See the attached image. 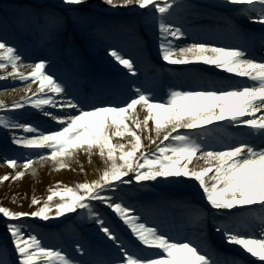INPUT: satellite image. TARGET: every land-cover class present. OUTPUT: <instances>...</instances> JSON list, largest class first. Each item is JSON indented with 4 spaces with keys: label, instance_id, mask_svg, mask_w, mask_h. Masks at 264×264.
<instances>
[{
    "label": "snow or ice",
    "instance_id": "1",
    "mask_svg": "<svg viewBox=\"0 0 264 264\" xmlns=\"http://www.w3.org/2000/svg\"><path fill=\"white\" fill-rule=\"evenodd\" d=\"M103 4L124 9L140 17L145 29H155L158 53L167 64L213 66L229 78L182 71L177 74L181 82L170 85L161 98L140 79L139 56L107 44L106 55L131 79L91 80L92 90L84 93L55 71L51 59L24 63L29 58L19 45L0 34V70L5 73L0 80L27 85L19 100L10 105L0 100V111L5 113L0 115V129L27 153L5 157L15 173L0 179H20L29 170L35 174L38 165L70 168L81 152L98 154L105 164L98 179L53 189L43 204L33 197L35 210L0 206L12 245L10 249L7 242H0V264H221L204 246L209 228L227 244L264 262V211H253L264 210V0H224L223 5L208 6L231 9L222 19L240 43L191 37L189 27L175 19L183 7L180 0H103ZM12 7L0 4L5 12ZM27 10L36 27L52 39L65 31L70 20L97 35L105 32L104 24L90 15L88 0H60L56 6L33 3ZM237 21L258 24L260 31H245ZM189 37L194 42L181 46ZM237 78L244 83L233 82ZM33 84L38 87L33 89ZM28 109L54 122L55 129L21 122ZM148 182H155L152 187L194 184L201 190L207 208L188 207L185 216L199 237L175 234L162 218L150 219L157 209L128 201L125 188L143 190ZM56 197L61 202L55 203ZM70 213L90 222L118 255L97 256L89 262L62 246L42 242L33 222L67 218ZM113 218L132 239H125ZM73 243L78 253L88 254L78 237ZM147 250L157 251L149 256Z\"/></svg>",
    "mask_w": 264,
    "mask_h": 264
},
{
    "label": "rangeland",
    "instance_id": "2",
    "mask_svg": "<svg viewBox=\"0 0 264 264\" xmlns=\"http://www.w3.org/2000/svg\"><path fill=\"white\" fill-rule=\"evenodd\" d=\"M28 1L46 3L51 6L53 5L49 1L55 2L58 5L60 4L57 0H0V4L8 3L15 5V7L10 8L7 12L0 10V34L7 37V39L14 44L19 45L20 50L26 49L29 50V52L41 53L43 52L44 47H47L46 53L50 55L49 59L54 62L55 71L59 75H62L66 80H73V82H75L77 81L76 78H89L91 77V74L94 73L103 75V78L113 76L117 64L116 62L109 60V58L105 55L106 46L107 44L122 45L123 43H132L133 46H136V42H139V39L136 40L135 37L133 39H128L119 31L121 29H127L128 26L133 31L140 29L139 36H145L147 40V47L145 46L144 48L145 50L148 49V57L149 59L151 58V60L141 61L142 65L152 68L154 64H152V62L153 59H155L153 53L154 45L150 44L152 41L150 34L146 35L144 30L151 34L152 32L155 34L156 30L145 29L140 21V17H134L131 13L125 11L117 15L110 9H107L106 5L103 4V0H98L95 3L90 1L88 3L90 6V15L104 24V34L97 35L91 32L90 29H83L70 20L65 31L56 39H52L36 27L31 13L24 6V4ZM180 2L183 4V7L177 10L179 15L175 18L182 21V14L185 8L189 4L195 3H190L191 0H180ZM131 21L136 22L134 27L131 25ZM31 22L34 24L33 29L26 28L23 35L20 36L17 34L12 35V29L16 32V30L19 29V25H30ZM8 24L11 25L9 28ZM36 40H39L41 43L37 44L35 42ZM98 46H102V48H104L101 53L97 50V48H99ZM84 49L88 52L86 58L83 56ZM135 54L139 53L135 52ZM91 57L104 65L101 67L110 69V74H106L99 70L98 68L100 66L93 67L87 61L90 60ZM156 62L157 60L155 59V63ZM172 73L173 71L170 74ZM4 75V71L0 70V76ZM22 84L23 83L18 81L16 83H12L7 79L0 80V91H3L5 94L12 95L14 89L22 86ZM30 112V120H23L21 122L34 121L40 125L42 123H53L50 122L48 118L47 120L41 119L38 115H36V112ZM0 115L4 114L0 112ZM122 143L127 144V141ZM25 154L26 152H23V155ZM14 156H19V152L16 147L13 144H7L0 141V178L6 174L14 175L15 169L8 166L4 160L5 157L12 158ZM104 167V161L98 154H93L92 157H87L81 154L72 161L70 168L60 169L58 166L53 167L51 164L44 165L43 168H46L47 171L44 179L38 172L33 174L30 170L26 171L24 177L20 179H10L9 181H3L0 179V206H6L17 211L35 210L36 206L31 205L33 197L41 199V204H43L44 200L47 199V196L51 194V190H58L65 185L75 187L78 183L98 179L102 174ZM57 182L62 183L58 185ZM154 183L155 182H148V187L143 190H136L135 188L130 187L125 188V192L127 193L126 198L130 203L147 205L158 210L153 217H150V219L156 218V215L161 213H164L167 218H170L171 214H174L179 221L181 220V222L186 223L185 216L187 214L186 209L188 207L207 208V204L204 199L200 198L193 191L187 192L182 190L184 187H182L181 184L156 185L155 187H152ZM187 188H190V186H185V190H187ZM191 188H193L195 192L197 191V187L195 185ZM54 202H61L60 198H54ZM169 204L177 206L178 208L183 207L184 210L177 214L175 210H169ZM54 211L55 209H53V212ZM113 219L118 225V230L124 235L125 239H132L129 230L118 219ZM33 226L43 235L44 240L42 242H46L48 245L62 246L68 253H73L72 255L75 253V256H78L83 260L91 262L97 256L110 257L118 255V251L104 241L103 237L90 222L80 221L75 214L70 213L67 214V218L60 217L47 222L36 221L33 222ZM49 233L54 235L49 237V235H47ZM62 233H66V235H62ZM189 234L193 235L192 232H189ZM77 237L87 249V255H82L76 251L73 240ZM0 242H7L8 247L11 249L12 245L10 241L7 240L4 229V219L2 217H0ZM149 252L150 251L147 250L145 254L147 255Z\"/></svg>",
    "mask_w": 264,
    "mask_h": 264
},
{
    "label": "bare ground",
    "instance_id": "3",
    "mask_svg": "<svg viewBox=\"0 0 264 264\" xmlns=\"http://www.w3.org/2000/svg\"><path fill=\"white\" fill-rule=\"evenodd\" d=\"M60 2V0H57ZM92 2V3H95L97 2L98 0H88V3L89 2ZM195 2H198V3H204V4H207L208 6L209 5H223L224 4V0H194ZM50 3H52L53 6H56L58 5L57 3L55 2H52V1H49ZM47 2V3H49ZM107 9H110L108 6H106ZM211 9H214V10H217V11H221L223 14H228L229 13L231 14V9L229 8H225V7H215V8H211ZM112 12H116V13H121V12H128L124 9H120V10H112L110 9ZM184 16H185V20L187 19L188 22L192 23L194 21L196 22H199V21H203L204 18L206 17H212V15H210V13L208 11H202V10H197V9H194V7L191 9V8H188L187 11L184 12ZM241 23L243 24H249L247 23V21H241ZM250 25V24H249ZM191 27H189V31L190 33L192 34V30L190 29ZM193 31H194V27H193ZM154 36V45H155V54H156V58L158 59V62L161 64V65H164L168 68H172L173 70L175 71H178V72H182V71H192V72H198V73H201V74H206V75H210L212 77L214 76H217L218 79H228L229 78V75L230 74H227V73H224L223 71H220V69H215L213 66H208V65H202V66H199L197 68H192L191 66H185V65H170V64H167L166 62H164L161 58H160V55L158 53V48H157V39H156V35H153ZM207 38L208 36L206 34H200L197 36V38L199 39H204V38ZM189 40L186 39L184 41L181 42V46H183V44H190L192 42H194L192 39ZM206 40H210V38H207ZM143 41V40H141ZM26 57H28L29 59H26L24 61V63H30V62H34L35 61V58H42V57H47L45 53H35V52H27L26 50H21ZM102 51V49L100 50V52ZM105 55H106V52H105ZM138 55V54H137ZM136 55V56H137ZM107 56V55H106ZM140 56V59H148V55L146 54H139ZM108 57V56H107ZM109 58V57H108ZM110 59V58H109ZM111 60V59H110ZM114 61V60H112ZM115 62V61H114ZM163 66H155L153 69H149V68H146V67H143L142 66V71H143V74L146 73L145 76H147L149 74V72H152L150 73L152 76V78L150 79V85L153 86L157 96L163 98L168 89H169V86L170 85H173V84H169V83H166V86H165V89L166 91L164 93H161L162 92V87L158 86L159 85V81L155 80L153 77L155 76V74L153 73L154 71H160V69L162 68ZM117 70L120 71L122 74L120 75H116L114 78L112 79H118V78H126L125 80H128V79H131V77H128L125 75V70L122 69L121 66H118L117 65ZM25 71H28L27 69H25ZM219 72H222V73H219ZM99 78V77H98ZM111 79V78H110ZM233 82H237V83H244V80L240 79H236L234 80ZM27 85L26 84H22V86L20 87H17L14 89V92L12 93V95H9V94H5L3 91H0V100H3L5 103L7 104H11L13 101L15 100H19L23 95H25V93L22 91V89H24ZM90 86V84H89ZM158 86V87H157ZM36 87H38V84H33L32 85V88L35 89ZM91 87V86H90ZM74 89V88H73ZM90 91L92 90L91 88H89ZM77 91V89H74ZM125 93L127 94V89H125ZM28 95H31V93H28ZM30 111H33L31 109H28V110H25L24 111V114L23 116L21 117V121L23 120H30V114L31 112ZM1 113L5 114L4 112L0 111ZM33 112H36V111H33ZM36 115H38L41 119L43 120H47L46 117L40 115L38 112H36ZM52 122V121H50ZM225 125L227 124V122H224ZM42 128L44 129H55L56 125L55 123L53 122L52 124H49V123H42L41 124ZM182 131V130H181ZM231 131V129H230ZM19 135H24L25 133H17ZM117 140H119V138H117ZM117 140H114V142H117ZM0 141L4 142V143H11V134L3 129H0ZM127 140L124 139V140H119V142H126ZM148 142L145 140V144H147ZM159 143V141L157 142ZM15 146V145H14ZM17 151L19 152V156H23V152L19 149L18 146H15ZM152 148L155 147V145H152L151 146ZM7 152V151H6ZM27 154V153H26ZM25 154V155H26ZM83 154L84 156H89L88 154L86 153H83L81 152L79 155ZM93 155H91L90 157H92ZM44 165H39L38 167H36V172L39 173V175L41 177H45V174L47 173L46 171V168H43ZM191 167V165H190ZM37 173V174H38ZM184 186H190V187H193L194 184H182ZM185 188V187H184ZM189 190V189H187ZM200 189L197 188V191L195 192L198 196L202 197L200 195ZM257 210H261L259 209L258 207L256 208H253V211H256ZM183 228H185V230H187V227L186 225L183 226ZM192 228V227H191ZM193 233H194V238H197L199 236H197L196 234H199V232H197L195 229H193ZM200 235V234H199ZM207 236H208V239L204 242V246L205 247H208L209 250H211L214 254L215 252H219V251H223V250H227V251H233V252H236L238 255H239V264H264V262H261L258 260V258H255V257H252L251 254H248L246 253L245 251H243L242 249L239 248V246H236V245H230V244H227L224 239L219 235L217 234L216 232H214L212 229H208V232H207ZM213 236H216V240L218 241V243H213L212 241V237ZM258 236V235H257ZM255 236L254 238H259ZM150 251L147 255L149 256H152L153 255V252L157 251V250H148Z\"/></svg>",
    "mask_w": 264,
    "mask_h": 264
}]
</instances>
